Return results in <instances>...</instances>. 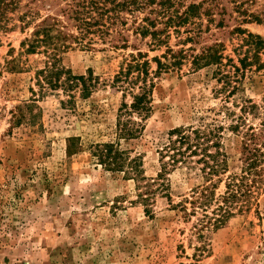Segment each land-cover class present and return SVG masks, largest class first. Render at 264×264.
I'll return each instance as SVG.
<instances>
[{
  "label": "rangeland",
  "instance_id": "rangeland-1",
  "mask_svg": "<svg viewBox=\"0 0 264 264\" xmlns=\"http://www.w3.org/2000/svg\"><path fill=\"white\" fill-rule=\"evenodd\" d=\"M221 4L222 27L216 15L214 22H202V30L208 29L196 42L179 43L183 33L172 34L168 44L199 52L222 43L224 56L236 58L235 27L264 38V19L241 22L230 0ZM247 8L261 14L264 0ZM24 37L18 28L0 31V264H264V180L254 188L251 205L209 232L198 252L191 223L172 204L202 182L199 164L168 166L169 198L158 193L146 205L138 181L104 169L92 156L94 144L116 142L129 157L140 158L143 175L154 179L169 131L193 126L218 131L226 174L239 172L241 130L232 126L243 105L261 104L263 76L247 72L236 86H222L215 66L192 69L188 61L152 75L150 112L140 121L141 131L127 139L118 134V108L131 96H123L113 78L129 53L140 50L151 59L164 47L152 50L147 40L129 36L132 46L125 50L102 43L68 49L60 64L95 81L83 98L78 90L37 85L45 57L25 53ZM150 66L154 71L155 64ZM132 119L139 121L136 114ZM248 121L257 126L260 119Z\"/></svg>",
  "mask_w": 264,
  "mask_h": 264
},
{
  "label": "trees",
  "instance_id": "trees-1",
  "mask_svg": "<svg viewBox=\"0 0 264 264\" xmlns=\"http://www.w3.org/2000/svg\"><path fill=\"white\" fill-rule=\"evenodd\" d=\"M222 0H0V31L15 28L25 37L20 47L27 54L41 53L45 59L36 71L38 86L61 88L66 92L78 90L85 98L95 84L91 74L74 75L60 64L61 54L74 47L93 48L94 44H108L114 49L132 45L129 36L147 40L151 49L164 47L159 56L147 58L145 52L129 53L112 85L130 93L131 102L122 101L118 108V134L134 138L142 129L140 121L150 112L154 87L152 75L169 69H180L188 61L190 68L207 66L217 68L222 86H236L247 72L264 77V38L246 32L240 27L233 31L239 37L234 48L235 57L224 56V45L214 43L194 52L192 46L173 49L168 41L172 34L185 37L178 42L186 45L201 36V24L214 22L223 26L226 7ZM255 0H230L232 10L241 15V22L261 23L263 12H248L247 4ZM246 4V5H245ZM245 5V6H244ZM151 62L155 70L151 71ZM235 87H232L233 91ZM137 89V92H133ZM73 103L74 96H69ZM234 130H241V166L239 172L227 173V164L218 142V131L199 127H177L169 131L168 142L160 151L161 166L156 177L143 175L140 158L129 157L116 142L94 144L92 156L104 169L131 176L142 189L138 197L146 204L156 194L169 198L166 174L168 166L199 164L202 182L182 197L174 210L191 223L192 235L199 241L198 252L203 251L208 233L222 227L235 214L246 210L254 201V188L264 180V97L261 104L248 102L240 109ZM136 114L139 121H134ZM250 117L259 118L257 126L249 124ZM218 130V129H217ZM167 158V161H165ZM180 165V166H178ZM140 182V185H139ZM223 185V189H220ZM149 213V209H145Z\"/></svg>",
  "mask_w": 264,
  "mask_h": 264
}]
</instances>
